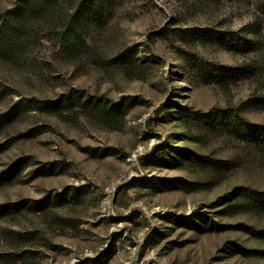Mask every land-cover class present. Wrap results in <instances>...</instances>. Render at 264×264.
Wrapping results in <instances>:
<instances>
[{
	"label": "rangeland",
	"instance_id": "rangeland-1",
	"mask_svg": "<svg viewBox=\"0 0 264 264\" xmlns=\"http://www.w3.org/2000/svg\"><path fill=\"white\" fill-rule=\"evenodd\" d=\"M259 1L119 0L74 58L34 22L18 56L0 57V264H264V236L246 229L264 228V211L226 200L236 187L264 190V148L178 116L243 103L264 123ZM15 5L0 0V17ZM254 21L256 51L218 37ZM176 28L202 35L188 54L168 37ZM125 51L128 67L115 59ZM196 57L254 73L210 82ZM181 151L228 164H169Z\"/></svg>",
	"mask_w": 264,
	"mask_h": 264
},
{
	"label": "trees",
	"instance_id": "trees-1",
	"mask_svg": "<svg viewBox=\"0 0 264 264\" xmlns=\"http://www.w3.org/2000/svg\"><path fill=\"white\" fill-rule=\"evenodd\" d=\"M119 0H16V5L6 10L0 17V57H17L18 53L26 47V40L33 30H37L34 22H38L40 28H49L53 33V39L58 41L59 48L69 57H76L90 45L89 31L93 28H101L110 20L118 6ZM208 3H217L220 0H203ZM258 7L264 14V0L258 2ZM257 20V19H256ZM255 20V21H256ZM255 21L236 32H224L218 36L229 51L250 52L258 49L256 38H248L255 30ZM52 26H50V25ZM36 27V28H35ZM197 38H202L195 30L185 31L182 28L173 29L168 36L170 40L178 42L176 45L179 55L186 53L184 43ZM134 52H122L116 59L120 66H131ZM205 67L210 82L225 84L232 77L239 75L248 76L254 73L251 65L242 63L238 66H226L219 63L208 64L203 58L194 59ZM57 106V104H55ZM67 106V105H66ZM123 106V103H122ZM104 108V107H101ZM121 104H112L106 109L107 116H119ZM179 118L184 122H206L238 140L249 143L256 149L264 148V123L253 122L244 115L243 103L237 107L227 106L212 112L194 110L192 107H183L178 111ZM125 116L123 111L122 118ZM187 152L171 155L168 152L169 164H176L178 160L186 159L199 161L203 159L212 171L226 166L223 163L211 160L209 155L193 153L189 157ZM237 162L236 157L232 159ZM229 206H237L242 211H264V190L252 186L236 187L232 197L226 198ZM248 232L264 236V228L257 229L254 226L246 227ZM244 251L246 249H243Z\"/></svg>",
	"mask_w": 264,
	"mask_h": 264
}]
</instances>
